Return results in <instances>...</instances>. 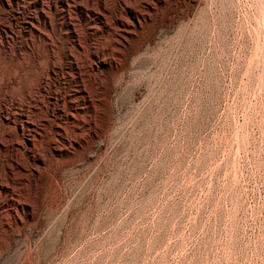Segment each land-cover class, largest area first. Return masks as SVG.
I'll return each instance as SVG.
<instances>
[{
	"label": "rangeland",
	"instance_id": "1",
	"mask_svg": "<svg viewBox=\"0 0 264 264\" xmlns=\"http://www.w3.org/2000/svg\"><path fill=\"white\" fill-rule=\"evenodd\" d=\"M0 264H264V0H0Z\"/></svg>",
	"mask_w": 264,
	"mask_h": 264
},
{
	"label": "bare ground",
	"instance_id": "2",
	"mask_svg": "<svg viewBox=\"0 0 264 264\" xmlns=\"http://www.w3.org/2000/svg\"><path fill=\"white\" fill-rule=\"evenodd\" d=\"M84 1V0H83ZM88 1V0H87ZM97 2V1H96ZM7 3V2H6ZM83 3V2H82ZM8 4V3H7ZM83 5V4H82ZM97 11V10H96ZM99 11V10H98ZM93 16H96V18L97 19H99V20H101V22L102 23H104L103 22V20H102V17H101V14L100 13H96V12H93ZM133 16V15H132ZM134 17V16H133ZM136 18H138V16H136ZM45 19H43V21H44ZM46 21V20H45ZM74 29H75V27H73ZM127 28H126V25L124 24V23H122L121 24V30H120V34H121V37L123 36L124 37V34L127 32V30H126ZM71 33H72V35L73 36H76V34H75V32H74V30H71ZM106 37V36H105ZM115 39V38H114ZM41 56V55H40ZM44 59V58H43ZM77 61V60H76ZM40 68V67H39ZM89 74V73H88ZM94 76V75H93ZM99 77V76H98ZM39 82V81H38ZM84 82V81H83ZM46 88V87H45ZM89 92V91H88ZM72 101V100H71ZM73 102V101H72ZM94 102V101H93ZM24 131V130H23ZM65 131V130H64ZM3 133V132H2ZM24 133V132H23ZM22 133V134H23ZM2 135V134H1ZM30 138V137H29ZM26 141H27V144L29 145V144H31V140H29V139H26ZM22 144H24V143H22ZM22 151V150H21ZM20 152V151H19ZM12 156V155H11ZM9 166V165H8ZM11 167H13L12 165H11ZM15 168V167H14ZM2 170V169H1ZM16 174V173H15ZM10 176V175H9ZM7 182V181H6ZM8 184V183H7Z\"/></svg>",
	"mask_w": 264,
	"mask_h": 264
}]
</instances>
